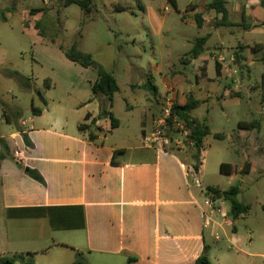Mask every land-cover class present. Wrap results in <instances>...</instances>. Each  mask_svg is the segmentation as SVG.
<instances>
[{
	"label": "crops",
	"instance_id": "obj_1",
	"mask_svg": "<svg viewBox=\"0 0 264 264\" xmlns=\"http://www.w3.org/2000/svg\"><path fill=\"white\" fill-rule=\"evenodd\" d=\"M212 1L192 2L186 9L187 13H194V18L197 13L202 14L201 27L195 20L199 28L209 30L212 17L211 28H235L241 33L240 41L245 40L244 35H257L241 25L244 19L251 22L254 13L258 21H264L260 0H225L228 25L220 27L217 23L222 16L206 8ZM175 3L177 8V0ZM35 23L25 26L35 29ZM204 36H208L206 51L186 65L192 67L194 84L190 83L186 72L180 71L171 73L170 78L162 77L161 87L153 76L148 77L157 87L158 95L156 98L151 95V108L145 114L144 128L136 136V144L127 146L122 142L131 135L112 142L109 139L121 130V120L115 116L119 124L113 128L109 118H99L101 106L92 93L97 72L71 62L56 44L43 39L37 32L34 46L38 47L40 58L60 61L64 66L55 75L60 80L58 92L53 93L58 90V83L48 82L51 86L41 101L42 105L32 100L27 117L20 109L12 123L2 117L1 122L9 124L12 130L4 135L0 128V155L6 154L0 159V257L16 253L36 256L59 248L70 252L64 253V260L59 264H72L77 253L83 254L89 264H128L130 257L136 258L134 264H195L204 246L208 245V236L217 244H220L221 233L229 242L234 241L229 238V229L234 225L231 232L237 234L236 221L247 218V215L234 221L230 203L220 199L221 210L215 215L219 225L214 230L204 228L202 208L207 197L206 189L213 186L201 189L190 185L187 176L190 164L183 156L155 151L144 145L156 114L152 105L158 104L160 108V100L167 95L169 86L176 87L179 105H184L191 93L198 99L194 88L199 93L208 90V94H217L219 98L217 89H222L221 83L229 78L227 66L222 65L217 75L216 63L209 59V55H204L209 50L210 41L212 44L216 38L211 31L200 37ZM229 36L236 38L234 31H230ZM255 45L247 43L237 48L250 50ZM211 62L215 68L213 76L209 74ZM143 84L132 87L140 90ZM33 107L42 112L34 113ZM127 107L132 108L129 103ZM111 112L115 115L114 106ZM87 114L90 115L88 120ZM93 121L95 124L92 125ZM82 125L92 126L81 130ZM240 137L247 158L264 156L262 140L252 139L248 134ZM1 140L8 151H3ZM16 151L24 154L25 161L15 157ZM252 167L251 163V171ZM203 168L204 162L201 179ZM30 169L37 171L45 183L33 179L28 174ZM259 204L262 209L264 202ZM222 213L227 217L224 218ZM41 221L47 222L52 232L64 235L52 236V244L46 248H30L28 244L47 241V236L41 233ZM72 232L80 234L74 239L67 237ZM211 263L214 264L212 260Z\"/></svg>",
	"mask_w": 264,
	"mask_h": 264
},
{
	"label": "rangeland",
	"instance_id": "obj_2",
	"mask_svg": "<svg viewBox=\"0 0 264 264\" xmlns=\"http://www.w3.org/2000/svg\"><path fill=\"white\" fill-rule=\"evenodd\" d=\"M45 1L0 0V16L5 14L8 18L7 22L0 24L1 132L7 135L12 130L9 124L1 122L4 111L12 117L20 109L27 117L32 100L42 105L41 97L44 98L48 90L46 82L58 83V90L53 93L59 91L60 80L55 75L64 63L41 59L37 54L38 47L34 46L38 31L33 26L25 25L40 19H53L59 35L57 47L68 48L76 44L82 51L92 54L105 70L116 77L120 91L115 95L113 106L115 116L123 126L115 137L110 136L109 139L112 142L131 135L122 142L127 146L136 144V136L144 128L145 114L151 108L152 99L149 91L137 90L132 86L141 85L153 76L161 87L162 77L170 78L171 73L179 71L186 72L190 76V83L194 84L192 67L182 64V60L189 56L198 37L213 32L216 41H212V44L210 41L209 53L204 55H209V59L215 52L226 56L229 78L221 83V91L217 89L219 98L217 94H208V90L199 93L193 89L201 101L194 115L205 120L212 132L205 141L202 182L204 187L211 185L221 190L238 186L239 201L251 208L246 214L247 218L236 221L237 234L231 232L234 225L229 229V238L234 240L232 243L223 233L220 234V244L208 236L209 254L214 264L217 261L220 264H264V211L259 204L264 202V156L247 158L240 137L248 134L250 138L264 143V63L259 60L263 52L252 54L249 48H237L247 43L264 44V32L244 35L245 40L240 41L241 33L235 28H211L212 17L209 30L199 28L194 13L186 12L192 2L199 0H177V8L168 0H94L93 10L89 14L76 5L65 7L62 0ZM32 9H43L45 15L31 16ZM230 31L235 32L236 38H230ZM50 33L54 34L52 31ZM216 43L221 46H215ZM236 53L240 55L239 63L230 60ZM8 71H18L24 80L7 75ZM209 74H215L212 62ZM128 103L132 108L127 107ZM157 105H152L155 113L159 111ZM253 123L255 129H242ZM213 134H221V138L216 139ZM194 153V147L187 141L181 150L186 163L195 164ZM223 163L232 165V174L221 172ZM251 163L252 171L244 174L242 170L247 165L251 168ZM41 225V233L47 236V241L28 244V247L46 248L52 244V236L64 235L52 232L47 222L41 221ZM79 234L72 232L67 237L74 239ZM67 251L52 248L46 254L36 255L35 264H59ZM94 257H98V254H94Z\"/></svg>",
	"mask_w": 264,
	"mask_h": 264
},
{
	"label": "trees",
	"instance_id": "obj_3",
	"mask_svg": "<svg viewBox=\"0 0 264 264\" xmlns=\"http://www.w3.org/2000/svg\"><path fill=\"white\" fill-rule=\"evenodd\" d=\"M64 2L65 7H69L71 5H76L80 7V9L89 14L93 10V1L94 0H62ZM261 1V8L264 9V0ZM170 3L176 8L175 0H169ZM207 9L214 10L217 14L222 16V20L217 23V26H225L227 24L228 18V10L226 7L225 0H213L208 6ZM264 11V10H263ZM43 9H32L30 11L31 16H36L37 14L44 13ZM253 19L251 22H246L244 19L243 26L247 31H253L256 34H261L264 32V21H258L254 16L251 17ZM8 18L5 14L0 16V23L7 22ZM195 20L199 27H201L202 22V14L197 13L195 15ZM35 29L38 31V34L43 39L48 40L52 44L57 43V37L59 36L56 32V23L53 19H40L35 23ZM52 31L54 34L50 33ZM208 41V36L197 38L195 44L191 51L189 52V56L184 58L182 61L184 65L190 63V61L197 59L200 55H202L206 51V44ZM60 49L64 52L66 58L71 62L81 65L84 68L92 69L97 72L98 78L97 81L92 86L93 98L98 99L101 111L99 118H109L113 128L118 127L119 120L115 117V115L111 112V108L113 107L115 95L119 92V85L115 78V76L105 70L103 66L95 60L92 54L82 51L76 44L65 48L64 46H60ZM250 50L253 54H257L259 52H263L262 58L259 60L264 63V46L255 45L250 47ZM236 61L239 63L240 55L239 53L235 54ZM222 69V65L216 63V73L220 74ZM7 75L11 77L19 78L20 80H24V77L18 71H8ZM24 86L30 87L29 84H23ZM50 83L46 82V87H50ZM264 87V80H263ZM142 89H145L150 92V94L156 98L158 95V89L152 82V79H148L146 83L141 86ZM43 99V97H41ZM44 100V99H43ZM264 102V98H263ZM45 103V101H44ZM201 102L195 98V96L191 93L187 97V102L184 105L176 104L173 107L172 113L174 116L178 117L183 124L190 131L189 142L193 143V147L195 149V153L193 155L195 161V168L197 171L201 170L203 162L201 161V149L203 148L205 139L212 134L209 125L205 120H200L194 115V112L200 107ZM34 113H41L42 110H38L33 107ZM3 116L8 123H12L17 119V115L14 113L12 117H10L6 111L3 112ZM90 115H86V119L88 120ZM95 124V121L92 122V125ZM91 125V126H92ZM91 126L87 127L82 125L80 127L81 130H85L91 128ZM254 123L245 125L242 129H252L254 128ZM255 129V128H254ZM92 136V134H91ZM216 139L221 138V134H214ZM2 149L4 152L8 151L7 145L1 140ZM174 153L180 157L181 151H174ZM6 156L5 153L0 155V159H3ZM233 167L230 164L223 163L221 165V172L224 174H232ZM251 168L250 165H247L245 169L242 170L244 174L250 173ZM28 174L38 182L45 183L43 177L35 170L30 169ZM207 190L214 195V199H224L230 203L231 206V216L235 221L239 219L241 215H246L250 211V205H245L240 202L238 197L240 194V188L238 186H233L228 190H221L217 187H208ZM262 210L264 211V205L262 206ZM210 248L208 245L204 246L203 253L196 260L195 264H212L210 259ZM35 254L33 253H16L9 256L0 257V264H35L34 259ZM136 258L130 257L128 264H134ZM72 264H89L87 260L83 257V254L77 253V258Z\"/></svg>",
	"mask_w": 264,
	"mask_h": 264
},
{
	"label": "built area",
	"instance_id": "obj_4",
	"mask_svg": "<svg viewBox=\"0 0 264 264\" xmlns=\"http://www.w3.org/2000/svg\"><path fill=\"white\" fill-rule=\"evenodd\" d=\"M212 60L215 63L225 65L227 57L220 52L213 53ZM232 62L236 61V57L232 56ZM177 89L171 85L168 88V93L160 101L159 111L154 115L152 122V130L144 138V145L155 151L174 152L181 151L185 143L189 142L190 131L183 124V122L173 115L172 110L174 105L178 104L176 96ZM193 146L192 142H189ZM205 144L201 149V161H205ZM15 157L20 161H25V156L22 152L16 151ZM187 176L190 185L204 189L200 171H197L194 165L187 166ZM207 197L202 208L203 225L206 229L214 230L219 223L215 220V215L220 212L218 200L214 199V195L206 189ZM224 218L227 217L226 213H222Z\"/></svg>",
	"mask_w": 264,
	"mask_h": 264
}]
</instances>
